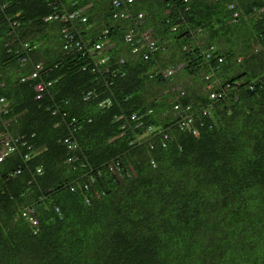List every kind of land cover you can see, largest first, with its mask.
I'll return each instance as SVG.
<instances>
[{
  "label": "trees",
  "instance_id": "obj_1",
  "mask_svg": "<svg viewBox=\"0 0 264 264\" xmlns=\"http://www.w3.org/2000/svg\"><path fill=\"white\" fill-rule=\"evenodd\" d=\"M133 1L0 0V264H264V0Z\"/></svg>",
  "mask_w": 264,
  "mask_h": 264
},
{
  "label": "built area",
  "instance_id": "obj_2",
  "mask_svg": "<svg viewBox=\"0 0 264 264\" xmlns=\"http://www.w3.org/2000/svg\"><path fill=\"white\" fill-rule=\"evenodd\" d=\"M133 2V0H112V4L114 5V7L116 8H122L123 6H127L130 5ZM82 10H76L72 13H70L68 16L66 15H59V14H54V15H49L47 17H45V20H49V19H59L61 21L67 20V19H74V18H80L82 22L86 21V17L83 16L82 14ZM120 17V18H127L129 17V13L127 11H125L124 9L122 11H117L114 14V17ZM63 31H66V29H64ZM144 38L145 41L147 42V45L149 44L150 48H153L152 46L154 45V42L152 40H149V33L145 32L144 34ZM133 35L127 34V39L131 40ZM73 39L72 34H66L64 36V43H66L65 47H67V42L70 43V41ZM79 47V45H78ZM97 48H99V45H96ZM137 51V47H134L133 52ZM36 75V72H34L33 76ZM37 89L40 90L41 87L37 86ZM221 94H217V93H212L211 96L215 97V96H220ZM4 98H0V110H2L3 107L6 106L5 102H4ZM14 143V142H13ZM12 140L9 139L8 136H0V161H2L7 155H9L10 153H12L15 149V146L13 145ZM24 215H27V212L23 213ZM30 219L32 221L35 222L33 217H30Z\"/></svg>",
  "mask_w": 264,
  "mask_h": 264
},
{
  "label": "clouds",
  "instance_id": "obj_3",
  "mask_svg": "<svg viewBox=\"0 0 264 264\" xmlns=\"http://www.w3.org/2000/svg\"><path fill=\"white\" fill-rule=\"evenodd\" d=\"M236 15V13H234V16ZM139 17H141L142 18V15L141 14H139L138 15V18ZM87 20V19H86ZM85 22V21H84ZM14 24V22H12V25ZM146 32H148L149 33V31H146ZM130 34V33H129ZM73 36V35H72ZM127 36V35H126ZM64 39V38H63ZM63 39L62 40H60V42L59 43H63V45H64V48L66 49L67 47H68V45H69V43L67 42V47H65V45H66V43H64V41H63ZM149 40H153V39H151L150 38V36H149ZM96 45H99V48L98 49H101V44H96ZM70 47V46H69ZM134 49V48H133ZM133 49H132V52H133ZM138 50V49H137ZM136 52V51H135ZM101 62H103V60H101ZM41 69H42V66L40 65V64H37L36 65V69H34L33 70V72L29 75V77L30 78H35V77H37V75H38V73L41 71ZM34 72H36V75L35 76H33V74H34ZM168 74H171L172 73V71L171 70H168V72H167ZM23 81L26 79V77H22L21 78ZM46 85H51V82H48V83H43V82H38V83H35L34 85H33V90H34V92L36 93V95L46 86ZM37 86L39 87H41V89L40 90H38L37 89ZM45 91H47V89H45L44 91H43V93L40 95V98L39 99H41L42 98V96L44 95V92ZM212 93H216V92H212ZM211 93V94H212ZM91 94V92H89L88 94H87V97L89 96ZM211 94H210V97L211 98H215V97H212L211 96ZM218 94V93H217ZM219 94H221V93H219ZM35 95V96H36ZM218 97H220V96H218ZM3 98V97H2ZM105 103H108V101H105L103 104H105ZM131 118H134V116H132ZM151 129H148L147 131H150ZM193 132H195V131H193ZM167 136H165V138H166ZM65 142H66V144H67V146H68V148H73L74 147V145H73V142H71V140L69 139V138H66L65 139ZM25 144V143H24ZM27 148H29L30 149V146H27ZM10 155V154H9ZM9 155H7L5 158H7ZM4 158V159H5ZM3 159V160H4ZM27 159H30V157L29 156H27ZM2 160V161H3ZM68 160H71V159H68ZM1 162V161H0ZM152 164L153 165H155L154 164V162H152ZM108 167H109V169L110 170H112L113 172H115L116 170H114V169H117V168H115L114 167V161H110V162H108ZM36 172L37 173H42V169H41V167H38L37 169H36ZM26 207V206H25ZM55 210L58 212L59 211V208L58 207H56L55 208ZM22 215L23 216H28L29 218L30 217H33L34 218V220H35V222L34 221H32L33 223H37L36 222V219H35V217L31 214V209H30V207H26V208H23L22 209ZM24 212H27V215H24L23 213ZM31 220V219H30Z\"/></svg>",
  "mask_w": 264,
  "mask_h": 264
},
{
  "label": "rangeland",
  "instance_id": "obj_4",
  "mask_svg": "<svg viewBox=\"0 0 264 264\" xmlns=\"http://www.w3.org/2000/svg\"><path fill=\"white\" fill-rule=\"evenodd\" d=\"M121 48V47H120ZM172 68L173 74L172 85L176 88H187V89H198L200 85V81L197 78L188 77L185 75L183 71H180V67L170 66ZM168 70H166L167 72ZM191 86V87H190Z\"/></svg>",
  "mask_w": 264,
  "mask_h": 264
},
{
  "label": "bare ground",
  "instance_id": "obj_5",
  "mask_svg": "<svg viewBox=\"0 0 264 264\" xmlns=\"http://www.w3.org/2000/svg\"><path fill=\"white\" fill-rule=\"evenodd\" d=\"M133 2H134V1H133ZM130 5H131V4H130ZM130 5H129V6H130ZM113 6H114V5H113ZM121 10H122V9H121ZM63 15H66V16H68L69 14H63ZM128 18H129V17H128ZM120 19H121V18H120ZM72 20H73V19H72ZM65 21H66V20H65ZM131 37H132V36H131ZM126 39H127V36H126ZM127 41H129V42H130V41H132V39H131V40H128V39H127ZM135 42H136V41H135ZM140 42H141V41H140ZM101 43H102V42H101ZM78 44L80 45V43H79V42H78ZM136 45H137V44H136ZM144 45H145V44H144ZM95 47H96V45H95ZM134 47H137V46H134ZM134 47H133V48H134ZM96 49H98V48L96 47ZM101 49H102V48H101ZM101 51H102V50H101ZM216 93H217V92H216Z\"/></svg>",
  "mask_w": 264,
  "mask_h": 264
}]
</instances>
